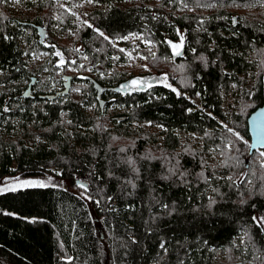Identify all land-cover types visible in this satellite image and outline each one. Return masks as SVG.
Returning a JSON list of instances; mask_svg holds the SVG:
<instances>
[{
    "label": "trees",
    "instance_id": "obj_1",
    "mask_svg": "<svg viewBox=\"0 0 264 264\" xmlns=\"http://www.w3.org/2000/svg\"><path fill=\"white\" fill-rule=\"evenodd\" d=\"M130 1L99 0L92 28L53 39L76 61L61 70L51 53L26 57L52 51L47 25L65 30L72 14L56 0L0 4V179L58 167L69 182L0 191V264H264V148L250 153L248 127L264 101V2ZM96 28L157 46L121 65ZM181 35L174 56L166 41ZM152 75L162 80L128 84Z\"/></svg>",
    "mask_w": 264,
    "mask_h": 264
},
{
    "label": "rangeland",
    "instance_id": "obj_2",
    "mask_svg": "<svg viewBox=\"0 0 264 264\" xmlns=\"http://www.w3.org/2000/svg\"><path fill=\"white\" fill-rule=\"evenodd\" d=\"M115 3L120 4V5H125L127 4V2H129L130 0H114ZM132 1V0H131ZM130 1V2H131ZM57 3H59L60 5L64 6L71 14H72V24L71 26H69L67 29L62 30L60 32H56V28H57V23H54L53 21H51V25L48 24L47 28H46V32L44 33L45 36V42L51 46H55V40L57 41H64V40H69L72 36H73V32L74 29L76 28H80V26L82 25V23L84 21L87 20V14L88 12L95 6L97 5V3H87L86 0H79V1H74L71 2L70 0H56ZM59 17V14L56 13V18ZM75 24V26H74ZM131 34H137L140 39H128L126 41H117L116 44L118 46H120V48H124L128 51L132 52V58L130 59L126 53L121 52V53H117L116 57H119V59H117V63L121 64V65H133V64H139V63H145V59H141L139 57L143 56L146 57L145 53L142 51V49H148L150 48V51L155 50L157 43L154 39L150 38V37H146L143 35V33H139V32H130L125 36H130ZM183 34V33H182ZM113 40H116V38H114ZM144 41H151V45L149 46L147 43H145ZM173 43H180V39H178L177 41H173ZM57 45V44H56ZM52 51L49 50H41V52L38 53H34V54H29L27 55V60L30 63H34V64H38L39 62H43L46 59H49L50 55H54L55 56V64L57 65L59 60H60V56L55 55V53L57 51H59L60 53H62L66 63L67 64V60H70L72 58V56L67 55L66 51L64 48H62L61 46H55L52 47ZM133 49H135V51H132ZM34 51V50H32ZM51 53V54H50ZM56 65H54V67H57ZM47 68L49 69L48 66L44 67V71L46 72ZM65 68V65L61 66V67H57L56 70H61ZM90 69V68H89ZM140 78L144 81V83H148L151 84L153 81L155 80H162V77L160 76H137L134 77L132 80L129 81V86L130 87H137L140 84L137 85H133L131 84V81H133L134 79ZM56 79V78H54ZM254 83V78L253 79H249V86ZM51 86L52 87H58V84L55 83V81L53 80L51 82ZM71 91L72 94L78 96L81 92V85L80 86H72L71 87ZM239 94L236 93L235 91L229 92L228 94L224 95V106L226 108V111H230L236 108V106H238L239 104ZM196 103L198 105H202L201 101L199 99V97L196 98ZM184 134V133H183ZM201 137L198 138V140H200ZM61 172L62 169L58 168V167H52L51 172H46L44 174H31V175H10V176H5L4 178L0 179V191H4L7 190L9 188H19V187H24V186H46V185H61V186H66L68 185V180L65 177L61 176ZM25 182H31V184H25ZM77 192L83 196L88 203H92L91 202V198L87 195V193L83 190V189H77ZM95 215V213H94ZM96 216V215H95ZM97 222H98V227L99 229L104 232V229L100 223V220L97 218Z\"/></svg>",
    "mask_w": 264,
    "mask_h": 264
},
{
    "label": "snow or ice",
    "instance_id": "obj_3",
    "mask_svg": "<svg viewBox=\"0 0 264 264\" xmlns=\"http://www.w3.org/2000/svg\"><path fill=\"white\" fill-rule=\"evenodd\" d=\"M5 2H6V0H0V4H3V3H5ZM17 2H19V0H17ZM86 2H87V3H97V4H98V3H99V0H86ZM260 2H264V0H260ZM83 23L86 24L87 27H89V28H92V27H93V25L90 24V23H88L87 21H84ZM95 31L99 34V36L103 37L104 40H106V41H108L110 44H112L113 47L116 46V42L119 41V40H125V41H126V40H128V39H130V38H131V39H140V37H139L137 34H131L130 36L117 37L116 40H113V38L109 37L108 35H105V33H104L103 31H101L99 28H96ZM6 38H7V37H6ZM183 40H184V37H183V35H181V36H180V43H173V42H171V41H166V43H168V44L170 45V47H171V49H172V53H173L174 56L182 55L181 48H182V45H183ZM144 42L147 43L149 46H150L151 43H152L151 41H144ZM52 47H55V46L53 45ZM149 50H150V48H149ZM77 51H79V49H77ZM119 51H120V52H124V53H126L127 56H128L130 59L132 58V52H131V51H128V50H126V49H124V48H120ZM132 51H135V49H133ZM193 51H195V50H193ZM55 55L61 57L60 60H59V62H58V64H57L56 66H57V67H61V66L65 65L66 61H65V59H64V57H63V55H62V53H60L59 51H57V52L55 53ZM152 55H153V58H155V53H153ZM139 58H141V59H147V57H143V56H141V57H139ZM85 59H87V57H85ZM113 59H119V57H113ZM68 63L75 64L76 61H75V60H71V61L68 62ZM79 67H80V68H83L84 65H80ZM145 67H146V66H145ZM89 70H90V69H89ZM163 79H164V80L167 79L166 74H165V76L163 77ZM143 83H144V81H143L142 79H140V78H137V79H134L133 81H131V84H133V85L143 84ZM165 86H167V87H171V85H167V84H166ZM172 91L175 92L176 89L173 88ZM179 94H180V93L177 92V95H179ZM25 95H28V94L25 93ZM197 95H199V93H197ZM6 105H7V102H5V106H4V108H3V111H4V112H8V111H10V109H9ZM189 111H191V109H189ZM224 127L227 128V125H224ZM227 130H228V132H231V133H232V134H233L238 140H241V141H243L244 143H247V141H244V138L240 135L239 132H235V131H234L233 129H231V128H228ZM261 139H262V142H264V137H262ZM228 146L231 147V142H229V145H228ZM260 155H261V156H264V152H262ZM25 184H31V182H25ZM40 186H43V185H40ZM81 187H83V185H81ZM7 190H15V189H14V188H9V189H7ZM163 207H164V208H167L168 205L165 204V205H163ZM259 223H264V218H261V220L259 221ZM133 243H135V241H133ZM160 248H161V249H164L165 252L167 251V249L164 247V242H161V244H160ZM69 264H70V258H69Z\"/></svg>",
    "mask_w": 264,
    "mask_h": 264
},
{
    "label": "water",
    "instance_id": "obj_4",
    "mask_svg": "<svg viewBox=\"0 0 264 264\" xmlns=\"http://www.w3.org/2000/svg\"><path fill=\"white\" fill-rule=\"evenodd\" d=\"M69 83L70 82L68 81L67 87L65 88L66 92L69 89ZM29 89L30 87L26 91H29ZM58 94L59 93H50L43 95V97L55 98L58 96ZM29 95L31 96V94ZM98 96H100V94H98ZM99 102L101 106H104V100L102 98H100ZM248 127L251 136L250 153H252L255 149H263L264 142H262L261 138L264 137V101L248 116Z\"/></svg>",
    "mask_w": 264,
    "mask_h": 264
},
{
    "label": "built area",
    "instance_id": "obj_5",
    "mask_svg": "<svg viewBox=\"0 0 264 264\" xmlns=\"http://www.w3.org/2000/svg\"><path fill=\"white\" fill-rule=\"evenodd\" d=\"M117 4V3H116ZM140 33V32H139ZM142 33V32H141ZM119 41H125V40H119Z\"/></svg>",
    "mask_w": 264,
    "mask_h": 264
}]
</instances>
